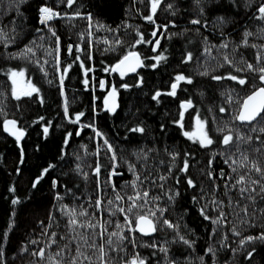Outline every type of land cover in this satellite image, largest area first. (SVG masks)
Instances as JSON below:
<instances>
[{"label": "trees", "instance_id": "obj_1", "mask_svg": "<svg viewBox=\"0 0 264 264\" xmlns=\"http://www.w3.org/2000/svg\"><path fill=\"white\" fill-rule=\"evenodd\" d=\"M261 2L200 0L198 5L196 0H161L153 14L151 0H75L72 7L60 0H0V29L8 37V42H0V264H52L51 257L60 264H69L73 257H77V264H102L101 246L106 264H128L134 257L145 264H264V241L241 244L246 237L264 232V193H260L259 184L250 182L260 180L264 184V180L254 170L240 166L235 147L220 143L227 132L234 137L237 133L252 136L251 144L241 142V151L264 169V149L253 151L261 147L264 133L250 131L264 125L232 119L252 86L264 85L258 73L236 71L246 68L247 63L264 66V34L260 31L264 21L255 18ZM42 5L67 16L42 24ZM149 15H153L152 21L146 19ZM193 20L200 23H191ZM246 31L253 35L245 37ZM157 40L159 45L154 49ZM225 43L227 47H221ZM253 44L257 47H251ZM26 47L33 52L18 55ZM132 50L140 54L139 68L125 76L112 71L113 65ZM158 55L166 59L157 62L154 57ZM12 71H24L26 81L39 92L17 99ZM205 72L207 75L202 74ZM229 73L246 77L247 83L212 78ZM179 74L190 77L192 83L181 81L176 95H169ZM113 87L115 111L105 104ZM188 100L193 107L182 109L181 104ZM181 112L183 128L176 123ZM80 113L83 115L74 123ZM197 115L206 121L214 141L208 147L183 135L194 130ZM6 118L18 122L24 132L20 139L3 129ZM137 126L144 132L129 131ZM219 128L225 132L217 131ZM97 132L112 145L115 162ZM173 154H178L175 159ZM184 159L189 164L187 172L181 171ZM97 164L98 177L94 171ZM129 165L135 166L140 177L136 188L141 194L145 190L149 193L145 207L128 214L130 225L125 214H111L117 206L126 209L131 203L127 197L134 195L133 188L127 186L135 179ZM113 168L119 175H112L109 183ZM240 175L245 176L243 186L255 187L256 192L251 193L254 202L247 198L249 193L241 196V185L231 187ZM161 176L166 179L161 180ZM188 178L194 187L188 185ZM116 193L124 199L117 201ZM97 199L102 200L99 209ZM13 200L18 203L13 204ZM213 200L222 202L219 208ZM245 207L247 213L242 210ZM72 209L78 221L75 231L70 230L65 215ZM201 209L211 219H205ZM220 209L224 220L213 224ZM149 210L155 212L154 217ZM137 214L152 219L156 228L153 234L144 236L135 229ZM164 220L179 228L167 227ZM89 222L99 224L90 228L86 226ZM113 232L118 235L110 236ZM181 236L191 246L180 240ZM93 243L95 248L90 247ZM209 247L214 255L207 252ZM41 249L43 258L33 255ZM61 250L62 254L55 256Z\"/></svg>", "mask_w": 264, "mask_h": 264}, {"label": "snow or ice", "instance_id": "obj_2", "mask_svg": "<svg viewBox=\"0 0 264 264\" xmlns=\"http://www.w3.org/2000/svg\"><path fill=\"white\" fill-rule=\"evenodd\" d=\"M21 3L24 2V0H20ZM61 3H66L68 7H72V5L75 3V0H60ZM161 2V0H151V12L154 14L157 10V6L158 4ZM196 3L199 5L200 0H196ZM169 8L172 7V5H168ZM203 11V9L201 8V12ZM257 12L258 15L255 17L256 19L262 20L264 21V0H262V2L260 3V5L257 8ZM39 13H40V22L42 24L47 25L48 21L54 19V18H60L62 16H67V13H60L58 11H55L52 7H49L47 5H42L39 8ZM76 15H79V13H76ZM88 19L91 20V16H88ZM147 20L152 21L153 20V15H149L146 17ZM191 23L194 24H198L200 23L199 20H193L191 21ZM50 31H52V34L55 35V31L50 29ZM262 34H264V29L260 30ZM153 36L156 35L155 32H153L152 34ZM253 35V33L251 32H245L244 36L248 37ZM57 40H59V38H57ZM141 40H143V37L141 36ZM0 42H8V37L7 34L3 32L2 29H0ZM140 41H137V43H139ZM156 44L159 45V41H156ZM244 44L247 45V40H244ZM221 47L226 48L227 44H222ZM251 47H257V45H251ZM264 47V46H261ZM71 46H69L68 51L69 53H71ZM205 51H209L208 49H205ZM33 49L31 47H26V49L19 53L18 55L20 56H27L28 53H32ZM16 55V54H14ZM154 59L159 62L161 59H166V57H163L162 55H158L156 57H154ZM192 59V54L189 52L187 54V60L190 61ZM257 59L259 60L260 57L259 55L257 56ZM225 61L229 64L232 65L233 62L231 60H229L227 58V56H225ZM243 62V61H242ZM37 63H39V61H37ZM142 62L139 59V54L135 53V52H129L126 55L123 56L122 59H120L118 61V63L115 64V66L111 69L112 71H117L120 73L121 76H123L125 74L126 71L129 72H135L136 71V67L141 64ZM153 67H155L156 65H152ZM68 68L71 67V65L67 66ZM107 71V69H105ZM237 72H243V71H251L254 73H258L259 76V80L264 83V66L261 67H256L254 66L252 63H247L246 64V68H238L236 69ZM203 75H207V73H202ZM45 75H47V73H45ZM11 76L13 77V84H16V80L15 77L16 76H24V71H20V72H16V71H12L11 72ZM214 80H221V79H231L233 81H236L239 85H245L247 83V78H241L238 75H233L231 73L228 74V76L226 77H222V76H213L212 77ZM175 83L171 84V92L168 93L169 95L175 96L176 95V89L178 87V84L181 81H186L187 83H192V80L190 77H186L183 74H179L175 77ZM49 83H51V81H49ZM60 83L63 84V76L60 77ZM85 83H87V81H85ZM100 86L103 87L104 86V82L101 81L100 82ZM32 90L31 91H23L19 94L16 93V89H13V95L16 96L17 99L20 98V95H24V96H31L33 92H39V89L36 88L34 85L31 86ZM122 87H127V85H122ZM253 90L252 92L247 95V97L242 101V103L240 104V109L238 110L237 114L234 115L232 117L233 120H239L241 123H245V124H251L253 121H255L257 124H262L264 125V86H260V87H256V85L252 86ZM110 96H112L113 98H115L116 96V89L115 87H113L112 91L109 93ZM161 95V93L157 92L156 93V97H159ZM154 97V98H156ZM105 104H108V101L105 100ZM115 102L113 100V104L111 106V110L115 111ZM193 107L191 100L185 101L181 104V108L182 109H187V108H191ZM64 110L65 113H68V102L65 99V103H64ZM221 112H224L225 109L223 107L220 108ZM83 113H80L78 115L75 116V119L73 120V122H77L80 119V116H82ZM183 112L180 113V119L178 121H176V123H178L180 125L181 128H183ZM17 122L15 120H5L4 121V125H5V130L10 132L13 136H16L17 139H20V137H22L24 135V132L22 129H15ZM7 125H12V128L7 127ZM88 127H92V125H88ZM45 132L48 131L47 128L44 129ZM129 131L131 132H139V133H143L144 132V128L143 127H135V128H131L129 129ZM217 131L224 133L225 130L223 128H219L217 129ZM251 132H261L264 133V126L262 127H252L250 129ZM97 136H100L103 139V145L106 147V150L108 152H111V160L113 162L116 161L117 157H116V153L115 150L113 149L112 145L107 141L106 138H103V134L100 132L96 133ZM183 135L188 137L190 140H192L194 143H198L201 147H208L209 145H212L214 143L213 139L210 137L208 130L206 129V121H202L199 118V115H197L196 117V124H195V128L192 131H185L183 132ZM252 136H247L245 137L242 134L237 133L235 135V137L233 136V134L231 132H227L225 133L222 138L220 139V143H222L225 146L228 145H232L233 147H235L236 149V153H239L241 159L239 161L240 166L244 167V168H248L249 172H251L252 170H254L256 173L260 174V178L261 180H264V169H262L259 165V163L255 160H249V157L247 155L246 152H242L241 151V142L246 143V144H251L252 142ZM256 140H260V137L257 136ZM261 143V147L258 148H254L253 151L255 152H262V149H264V141H260ZM264 154V153H262ZM146 155V154H145ZM175 155L178 154H173V159H175ZM235 155V153L233 154ZM139 158V157H138ZM228 159H231V157H229ZM226 163L228 162L227 159L225 161ZM233 163H236V161H233ZM77 168H79V166H77ZM189 168V164H188V160L184 159L183 161V167L181 168V171L183 172H187ZM129 170L133 172V174L135 175V179L132 180L131 182L128 183L127 186L132 187L133 191H134V195L133 196H129L127 197V199L129 201H131V203L128 205V207L125 209L124 207H120L117 206V208L115 210H113L111 212L112 215H115L116 212H120L125 214L126 217V224L130 225L132 223V220L127 219L128 214L133 213L134 209L137 208H144L145 205L147 204V197L149 195L148 191H144L142 194L141 192L136 188L137 182L140 180V177L138 174H136L135 172V166L134 165H129ZM45 172L48 171V169L44 170ZM95 174L97 175V177L99 176L100 173V165L97 164L96 168H95ZM233 172H236L237 169L233 168L232 169ZM112 175H119V173H117L115 171V168H113L112 172L109 173V183H111V176ZM221 176H223V173H221ZM43 177L41 176L40 179H42ZM161 180H165L166 177L161 176L160 177ZM39 181H36V183H38ZM253 185L259 184L260 185V193H264V184L260 183V180H253L250 181ZM187 183L189 186H195L194 182L192 181L191 178L187 179ZM245 183V176L244 175H240L239 178L236 180V183L231 185L232 188H237L238 185H241L238 188L239 193L241 194V196H243L245 193H249L248 195V199L252 200L253 202L255 201V197L253 195H251V193L256 192L255 187L249 188L246 186H243ZM33 187H35V183L33 185ZM113 189H115V185L112 184ZM225 187H228V185H225ZM12 191H14V189H12ZM178 195V193H177ZM59 198V197H58ZM264 198V197H262ZM115 199L117 201H121L124 199V197H122L119 193H116V197ZM158 199L157 197H153V200ZM138 200H144V204H138L137 201ZM13 204L18 203V200H13L12 201ZM109 204H112L113 201L109 200L108 201ZM212 203L214 205H217V207L219 208V203L222 202H217L215 200L212 201ZM102 204V200L101 199H97L96 201V207L99 209L101 207ZM65 208H67V206H65ZM245 213H247V208L245 207L244 209H242ZM159 211L162 213L164 211V209H159ZM261 211H264V209H262ZM65 215H67L69 217V227L71 231H75V227L78 225V221L76 219V212L74 209L69 210V211H65ZM80 215H87L86 212H81ZM149 215L151 216H155V212H152L151 210H149ZM201 215L204 216L205 219H211L209 216L206 215L205 210L201 209ZM225 217V213L223 212L222 209L219 210V214L218 217L212 221L213 224H220L223 222ZM136 222H137V228L141 233L144 234H149L150 232H155L156 228L155 225L153 224L151 219H148L146 215H136ZM107 223V222H106ZM99 224V222H98ZM98 224H92V223H88L86 226L90 227V228H96L98 226ZM163 224L166 225L169 228H172L174 230L179 228V225H173L170 221L168 220H164ZM145 225L147 227H145ZM80 227H85V225L80 224ZM117 227H121L119 224L117 225ZM104 230L106 231V228H104ZM232 231L236 234V235H240L239 232H236L235 228L232 229ZM213 232H215V229H213ZM53 236H55V233L52 234ZM100 235H103V231L100 233ZM118 233L113 232L110 233V236H117ZM121 240L123 239H127V237H123L120 236L119 237ZM180 240H182L185 244H189L191 246V242L188 240H185L183 236L179 237ZM73 239H75V237H73ZM81 239L84 240V243L87 244V239L84 237H81ZM254 240H260V241H264V232H261L260 235L258 236H248L246 237L244 240H241V244H244L246 241L250 242V241H254ZM108 244L111 245L112 241L111 239H109ZM33 243H36L35 241H33ZM52 243H56V241L53 239ZM154 246V245H153ZM67 247V246H65ZM90 247L95 248L96 245L95 243L91 244ZM27 250V249H25ZM161 251L166 252L167 249L166 248H161ZM100 251V260L102 262V264H106V262L103 261V257L104 255H106V253L104 252V248L103 246L100 247L99 249ZM63 250H61L60 252H57L55 254V256H60L62 254ZM208 253H212L213 255L215 254L213 249L211 247H209L207 249ZM77 253L79 254V248H77ZM33 255H38L41 258L44 257V250L41 249L38 253L34 252ZM252 253L249 252L248 256L251 257ZM85 259H88L87 257H85ZM50 261L52 262V264H60L59 261L55 260V257H51ZM69 264H77V257H73L71 259V261L69 262ZM128 264H145V261L139 257H134L131 261L128 262Z\"/></svg>", "mask_w": 264, "mask_h": 264}, {"label": "water", "instance_id": "obj_3", "mask_svg": "<svg viewBox=\"0 0 264 264\" xmlns=\"http://www.w3.org/2000/svg\"><path fill=\"white\" fill-rule=\"evenodd\" d=\"M131 52H135V53H138V51L137 50H132ZM139 54V53H138ZM126 55V54H125ZM124 56V55H123ZM123 56L120 58V59H122L123 58ZM119 59V60H120ZM139 59H140V61H141V57H140V54H139ZM118 60V61H119ZM118 61L116 62V63H118ZM115 63V64H116ZM115 64L113 65V67L115 66ZM141 64H139L137 67H136V70L139 68V66H140ZM115 73H117L118 75H120V73L119 72H117V71H114ZM132 73H134V72H129V71H126L125 72V74L123 75V76H125V75H129V74H132ZM121 76V75H120ZM175 83V82H174ZM262 86H264V85H262ZM19 92V88H17L16 89V93H18ZM252 91H250L247 95H249L250 93H251ZM247 95L243 98V100L247 97ZM242 100V101H243ZM114 102H115V100H114ZM242 103V102H241ZM108 104H109V106H112V104H113V101H111V102H108ZM239 109H240V107H239ZM238 109V110H239ZM5 120H15L14 118H6ZM5 120H3L2 121V127H3V129L5 130V125H4V121ZM16 121V120H15ZM239 123H241L239 120H237ZM17 122V121H16ZM7 127H9V128H12L13 126L12 125H7ZM15 129H21V127L19 126V124H18V122H17V124H16V126H15ZM6 131V130H5ZM8 134H10V135H12L10 132H8V131H6ZM13 136V135H12ZM15 138H16V136H14ZM21 138V137H20ZM147 218L148 219H150L148 216H147ZM152 220V219H151ZM153 222V221H152ZM154 224V223H153ZM145 227H147L146 225H145ZM135 229L140 233V234H142V235H144V236H149V235H151V234H153V232H150L149 234H144V233H141L139 230H138V228H137V222L135 223Z\"/></svg>", "mask_w": 264, "mask_h": 264}, {"label": "rangeland", "instance_id": "obj_4", "mask_svg": "<svg viewBox=\"0 0 264 264\" xmlns=\"http://www.w3.org/2000/svg\"><path fill=\"white\" fill-rule=\"evenodd\" d=\"M156 46H157V44H156V41L154 42V45H153V48L155 49L156 48ZM131 52V51H130ZM127 53H129V52H127ZM126 53V54H127ZM125 55V54H124ZM20 72V71H19ZM12 80H13V77H12ZM15 80H16V84H13V87L15 88V89H17V88H19V91L20 90H22V91H28V90H30L32 87V85L29 83V82H27L26 81V79H25V76H16L15 77ZM102 81V80H101ZM19 93V92H18ZM17 93V94H18ZM112 96H109L108 97V99H107V101L108 100H110V102L111 101H113L114 100V98L112 99L111 98ZM111 107V106H110Z\"/></svg>", "mask_w": 264, "mask_h": 264}]
</instances>
